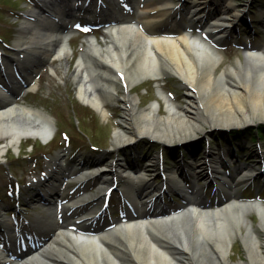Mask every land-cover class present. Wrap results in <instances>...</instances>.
<instances>
[{"label": "bare ground", "instance_id": "1", "mask_svg": "<svg viewBox=\"0 0 264 264\" xmlns=\"http://www.w3.org/2000/svg\"><path fill=\"white\" fill-rule=\"evenodd\" d=\"M108 1L114 7L119 6L113 0ZM163 1L135 0L134 18L108 19L102 42L96 37L86 38L84 51L71 72L76 97L103 118L109 114L107 102H121V121L130 134L121 127L115 129L112 145L119 147L142 137L161 146L182 143L200 130L199 121L210 130L264 123V51L247 49L243 62L238 60L216 77L222 55L215 44L227 34L224 23L217 19L207 21L201 25L199 34H193L195 21L189 19L183 26L171 22L174 7ZM39 2L41 6L30 11L37 13L39 21H24L14 40V46L20 48L27 30L35 34L32 49L37 55L26 61V67H21L27 92L39 85L34 79L35 67L46 65L57 75L52 62H58V66L64 63L68 69L74 53L73 20L69 18L78 0H62L72 3L71 7L66 6L69 15L60 11L56 0ZM217 3L199 0L198 8ZM50 11L60 18L58 28L45 16ZM230 16L237 20L239 13ZM161 20H170L175 25L169 30L146 28ZM8 66L5 59V70H9ZM170 75L183 83L187 102L180 105L158 86L164 112L161 113L159 102L139 108L138 97L130 95L131 88L145 80L159 83ZM7 78L8 85H16V92L20 93L23 87L14 78ZM118 85L123 91L120 99ZM0 97V154L8 147L17 150L23 140L39 139L46 143L54 135L53 119L45 111L16 102L14 96H6L1 89ZM208 157L207 163L191 161L190 172L205 177L220 176L218 187L224 197L213 204L203 201L200 189L195 184L185 185L178 168H174L165 174L168 187L178 189L187 198L175 210L157 204L161 187L151 183L146 169L116 164L112 172L96 161L91 173L98 174L103 184L109 186L112 177L121 178L127 183L124 187L127 196L135 191L142 194L141 198L128 197L136 209L133 216L101 227L91 225L102 213L98 205L86 207L90 202L87 194L71 197L66 206L54 200L52 193L56 191L65 197L64 180L80 183L87 176V173L75 176L74 169L67 167L63 156L57 153L47 160L45 173L36 181L32 179L33 186L39 187L43 196L53 198L46 207L48 216L42 218L45 224L34 225L42 237L39 247L21 250L11 243L5 248L0 246V264H264V202L260 198L245 200L238 190L241 184L254 179V170L242 167L226 176L220 156L210 152ZM76 208L78 212L74 210L66 215L68 210ZM8 227L9 224L6 230L11 234ZM236 239L247 261H230Z\"/></svg>", "mask_w": 264, "mask_h": 264}, {"label": "rangeland", "instance_id": "2", "mask_svg": "<svg viewBox=\"0 0 264 264\" xmlns=\"http://www.w3.org/2000/svg\"><path fill=\"white\" fill-rule=\"evenodd\" d=\"M92 5L97 4L96 0H91ZM117 4V0H113ZM163 1V0H157ZM169 2L170 6L174 7V13L170 20L176 23H187L186 16L189 14L190 2L192 0H164ZM218 2L217 9L220 12L229 7L231 13L239 12L236 9L241 8L248 11L243 16L242 22L233 29L227 32L226 36L216 46L217 50L222 55V61L215 73L216 77L222 72L223 69L235 65L238 60L244 61L245 49L264 50V0H216ZM198 4L199 0H196ZM37 0H0V50L2 52L1 58H12L9 61V67L12 71L8 74L19 76V81H24L20 67L33 55H37L33 43L36 41L35 34L27 30L24 33V39L21 41L20 48L14 46V40L17 33L24 21L38 22L39 16L33 15L28 12L30 7L38 6ZM60 11L68 13L67 5L72 6L71 2H57ZM104 4L113 8V4L109 1H103ZM129 10L120 8L119 16H126L130 18L135 17L136 4L134 2L123 1ZM247 5V6H245ZM143 6V5H142ZM75 7V6H74ZM214 6L208 7L213 9ZM93 8V7H92ZM251 8V9H250ZM253 8V9H252ZM207 9V10H208ZM250 9V10H249ZM194 11V10H192ZM252 11V12H251ZM219 12V13H220ZM50 17L53 24L58 28L59 22L56 13L51 12ZM216 14L215 16L217 17ZM79 14V13H78ZM210 12H202L199 14H190L188 18H197L195 21L196 27L192 30L193 34H198L197 28L203 23L210 21L212 17ZM80 18L86 17L90 26L85 27V20L81 19L77 31L72 33L71 45L73 55L69 59L68 69L62 63L58 66V62L53 61L52 64L56 69V74L50 72L49 67L42 65L35 67L36 79L39 81L38 88L29 92L22 101L24 104L39 108L45 111L50 117L53 118L56 130L53 138L47 143H42L39 139L23 140L18 149L12 147L4 149L0 154V229H5L8 224L16 221L17 228L23 226L28 229L34 237V230L32 224L38 222L45 224L43 217L48 216L49 212L46 210L45 205H39L38 200L33 197V206L27 207V203L23 197L27 198L31 191L29 190V178L34 177L42 171L46 165L49 157L55 156L59 153L67 162H82L91 164L98 160L104 166H107L108 171L114 172V167L118 165L134 166L137 165L142 169H146L147 176H149L151 183L155 186L164 181V174L168 171L177 168H187L186 156L191 151L204 156L205 151H217L219 148L224 149H239L242 152L236 153L234 156L236 160L235 166H238L237 158L243 162H251L255 159V152H250L255 147L256 141L264 147L263 135L253 136L259 126L264 127V123L251 124L245 127H234L230 129L216 128L214 130L208 129L205 123L199 121L200 130H197L195 135L182 143L166 144L161 146L156 141L148 140L147 138H140L137 141L114 147L112 145V138L115 129L123 128L128 134L130 130L124 126L121 121L122 105L120 101L107 102L109 114L107 118H103L97 111L90 106L84 105L75 95V84L71 78L76 60L80 53L84 51L86 46L85 39L90 35H94L99 42H102V35H104L102 24L108 20V16L99 18L96 16L82 14ZM57 17V18H56ZM95 18V19H94ZM246 21V22H245ZM160 22V21H159ZM88 23V24H89ZM2 42L10 46L6 48ZM28 48V49H27ZM17 70V72H13ZM228 81V80H227ZM2 82L5 83L2 79ZM159 84V85H158ZM21 83H19V86ZM158 86L167 94L172 95L173 98L180 104L184 105L186 100V93L183 83L175 76H165L159 80V83L153 80H145L141 83L135 84L131 90V96L138 97L139 108H147L150 104L159 102L161 106V113L164 112V105L162 104L161 96L158 93ZM117 98L122 97L120 86H117ZM11 95L10 93L7 94ZM2 99V98H1ZM233 132L237 134L233 137ZM67 138H63L64 136ZM224 138V139H223ZM98 148L92 149V148ZM1 149V142H0ZM247 157L246 160L245 158ZM161 158V163H157ZM113 164L112 167L110 165ZM234 165V164H233ZM257 171V169H255ZM233 171H229L231 175ZM190 185L193 181L201 189L202 192L208 196L211 202L220 195H224L223 190H219L217 183L219 180L214 178H203V176L188 177ZM114 200L109 205V210L112 213L104 214L102 219L98 220L100 224H106L110 220L117 219L124 211V207L118 200L121 195L123 186L125 185L124 179L115 177ZM20 186V195L22 198L18 200L21 215H17L14 209L15 199L12 197L15 184ZM67 183V182H66ZM66 197H73L80 188H85L84 185L77 186L71 183L65 184ZM239 190L243 196L253 198L256 194L264 197V175H258L253 181L239 186ZM85 191V190H84ZM71 192V193H69ZM162 194V200L166 202L171 208L178 207L168 199V193ZM174 192V190H173ZM172 192V193H173ZM178 192V191H177ZM36 198V197H35ZM32 199V198H31ZM31 202V201H30ZM13 212V213H12ZM36 215L40 218L36 219ZM256 220V214H252ZM14 217V220H12ZM30 233V234H31ZM13 234V233H11ZM3 246L8 243L4 240L0 241ZM27 244V242H25ZM240 243L236 239L231 248L230 261L237 263L240 261H247L240 248Z\"/></svg>", "mask_w": 264, "mask_h": 264}, {"label": "trees", "instance_id": "3", "mask_svg": "<svg viewBox=\"0 0 264 264\" xmlns=\"http://www.w3.org/2000/svg\"><path fill=\"white\" fill-rule=\"evenodd\" d=\"M257 133L260 135H263L264 136V128L263 127H260L257 129Z\"/></svg>", "mask_w": 264, "mask_h": 264}]
</instances>
